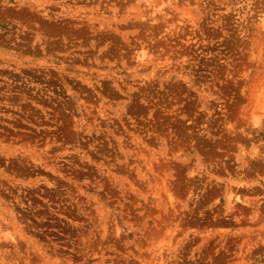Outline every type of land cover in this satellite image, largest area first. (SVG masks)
Wrapping results in <instances>:
<instances>
[{"label":"rangeland","instance_id":"374dc122","mask_svg":"<svg viewBox=\"0 0 264 264\" xmlns=\"http://www.w3.org/2000/svg\"><path fill=\"white\" fill-rule=\"evenodd\" d=\"M149 1L0 0V264H264V0Z\"/></svg>","mask_w":264,"mask_h":264},{"label":"bare ground","instance_id":"6f19581e","mask_svg":"<svg viewBox=\"0 0 264 264\" xmlns=\"http://www.w3.org/2000/svg\"><path fill=\"white\" fill-rule=\"evenodd\" d=\"M137 3H140L141 1H144L146 4H147V6H149V4H151L150 3V1L149 0H135ZM155 10L153 11V13H162V10H161V8H160V4H152L151 5ZM142 17V16H141ZM152 20H155V18H152ZM261 27L260 28H262V29H264V19H263V21L261 22V25H260ZM144 49V48H143ZM144 52H145V50H144ZM148 55L147 54H145V53H143L142 52V49H141V54H139V55H137V58L139 59V60H141V61H143L144 62V59L147 57ZM149 57V56H148ZM150 59V58H149ZM146 60V59H145ZM254 102H255V105L257 106V107H259L260 108V105H261V103H263L264 104V90H262L259 94H258V96L254 99ZM262 104V107H261V109L264 111V105ZM159 256V255H158ZM160 257V256H159ZM159 257H158V259H159ZM161 260V259H160Z\"/></svg>","mask_w":264,"mask_h":264}]
</instances>
